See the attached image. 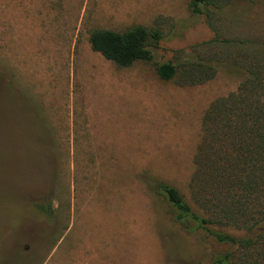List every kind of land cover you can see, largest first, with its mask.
I'll return each mask as SVG.
<instances>
[{
    "label": "rangeland",
    "instance_id": "rangeland-1",
    "mask_svg": "<svg viewBox=\"0 0 264 264\" xmlns=\"http://www.w3.org/2000/svg\"><path fill=\"white\" fill-rule=\"evenodd\" d=\"M189 2L0 0V264H210L227 249L178 224L158 186L191 202L204 112L245 79L228 48L198 45L264 41V0H231L216 32ZM137 25L163 32L157 63L218 54L214 79L182 87L92 50L91 31Z\"/></svg>",
    "mask_w": 264,
    "mask_h": 264
},
{
    "label": "trees",
    "instance_id": "trees-1",
    "mask_svg": "<svg viewBox=\"0 0 264 264\" xmlns=\"http://www.w3.org/2000/svg\"><path fill=\"white\" fill-rule=\"evenodd\" d=\"M230 2L190 0L189 10L205 16L216 32L217 12ZM163 38L159 28L137 25L123 32L95 29L89 42L94 52L119 68L151 63L161 80L182 87L214 79L221 63L218 54L180 64L157 63L152 49ZM211 45L228 48L226 59L245 79L236 91L217 98L204 112L189 182L191 202L166 184H160L158 192L172 206L175 221L199 234L203 245L210 246L212 240L227 248L219 254L211 251L210 264H264V41L223 39L216 34L198 46Z\"/></svg>",
    "mask_w": 264,
    "mask_h": 264
}]
</instances>
